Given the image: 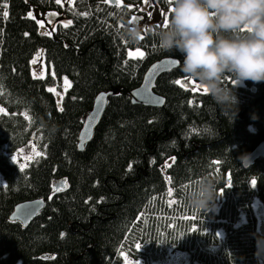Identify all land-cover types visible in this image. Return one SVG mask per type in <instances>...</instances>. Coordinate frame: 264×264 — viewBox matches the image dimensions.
I'll return each instance as SVG.
<instances>
[{"label":"trees","instance_id":"16d2710c","mask_svg":"<svg viewBox=\"0 0 264 264\" xmlns=\"http://www.w3.org/2000/svg\"><path fill=\"white\" fill-rule=\"evenodd\" d=\"M155 1L170 8L171 0ZM141 2L122 0L117 8L104 0L66 6L0 0V107L8 113H0V264H121L120 251L155 264L172 250L186 253L189 264H264V254L254 255L264 231L257 230L251 206L257 197L264 212V156L248 166L237 159L264 138V81L235 85L224 77L238 100L233 117L201 89L193 92L178 64L155 81L161 107L132 103L128 93L150 64L182 60L179 52L157 46L152 30L161 26L146 29L135 45L117 37L118 25ZM31 7L62 13L72 23L41 34L28 15ZM137 47L145 56L128 57L127 50ZM39 48L43 77L30 65ZM64 76L71 87L59 111L48 87H58ZM101 91L113 94L80 151L83 117ZM30 141L43 155L19 169L9 156ZM201 174L216 180L217 210H193L183 199ZM59 182L63 187L54 190ZM37 198L43 207L25 226L10 219L16 204ZM241 214L245 221L236 225Z\"/></svg>","mask_w":264,"mask_h":264},{"label":"clouds","instance_id":"9594fccd","mask_svg":"<svg viewBox=\"0 0 264 264\" xmlns=\"http://www.w3.org/2000/svg\"><path fill=\"white\" fill-rule=\"evenodd\" d=\"M167 25L154 28L157 46L182 54L180 70L207 89L212 101L235 116V85L246 80L264 81V0H171ZM144 27L137 20H123L116 35L135 45ZM241 165L251 161L247 153L237 157ZM216 180L201 174L183 193L186 205L207 212L215 208ZM257 251L264 254V236L257 237Z\"/></svg>","mask_w":264,"mask_h":264},{"label":"rangeland","instance_id":"374dc122","mask_svg":"<svg viewBox=\"0 0 264 264\" xmlns=\"http://www.w3.org/2000/svg\"><path fill=\"white\" fill-rule=\"evenodd\" d=\"M114 3V0H113ZM62 6H66V4L69 3V0H61ZM32 13L31 17L36 19L38 25V32L44 35H51L55 29L57 24L64 25L63 22L69 20L68 18H65L62 13H58L54 10H41L38 8L31 7L30 11ZM167 9H162L158 3L155 0H148L147 3L142 0V2L137 6V8L134 10V12L130 15L128 20H130L133 16L139 17L137 21L144 27V31L141 32L140 37L145 33L146 29L151 28L154 25L162 26L163 20L165 17H167ZM53 13H55L53 15ZM149 13H151V16H149ZM136 49V48H135ZM135 49H128L129 50H135ZM30 65L32 69V74L34 76H45L47 72V67L44 62L43 57V50L41 48L37 49L36 52L32 55L30 59ZM64 76L61 80L60 85L57 86H49V88L55 89V92H53L55 96V100L57 103V100H60V106H61V100L63 98V95L65 91L69 87H65L64 84ZM68 79V78H67ZM69 80V79H68ZM196 83V82H195ZM193 87L199 83L192 84ZM35 147V149L39 152V148L35 142H28L24 146H21L14 152H12L9 156L10 162L16 165L19 169L21 164H24L25 167L28 165V163L36 157V155L32 154V148ZM13 156L16 157L15 160H13ZM25 156H31V159L25 160ZM4 183V179L2 178L0 174V185ZM220 199L218 198L217 202L215 203L214 210L218 209ZM252 209L254 210L255 215L257 217L256 221V228L258 231H264V212L262 210V207L259 203V200L257 197H254L252 200ZM245 221L244 215H240V219L236 222V225L242 223ZM120 253H124L128 259L130 260H138L140 261V264H142L140 259H136L128 255L125 251H120ZM120 262L121 264H124V258L120 255ZM189 259L186 256V253L178 250H172L169 252L167 258L164 261L155 263V264H189ZM199 264V263H194Z\"/></svg>","mask_w":264,"mask_h":264},{"label":"water","instance_id":"95a60500","mask_svg":"<svg viewBox=\"0 0 264 264\" xmlns=\"http://www.w3.org/2000/svg\"><path fill=\"white\" fill-rule=\"evenodd\" d=\"M175 60L176 63H170L169 61ZM156 65V67H153ZM178 66L177 59L172 57H164L154 61L143 74L142 81L138 87L129 91V97L132 103L140 104L144 106L161 107L164 103V99L154 93L153 88L157 78ZM103 93V97L100 100L96 98ZM113 94V91H101L93 99L91 109L84 115L81 128L78 133V150H82L84 145L88 143L92 137L93 130L96 127L102 112L105 108L107 98ZM163 100V103L159 101ZM251 163L257 158L264 156V138L253 148V150L248 154ZM250 163V164H251ZM246 166V164L244 165ZM63 187V182L56 183L54 188ZM43 199L37 198L32 200H27L20 202L14 206V209L10 215L11 220L19 221L23 226H25L30 220H32L42 209ZM31 213V215H25L26 213Z\"/></svg>","mask_w":264,"mask_h":264},{"label":"snow or ice","instance_id":"6c2138e0","mask_svg":"<svg viewBox=\"0 0 264 264\" xmlns=\"http://www.w3.org/2000/svg\"><path fill=\"white\" fill-rule=\"evenodd\" d=\"M72 2V0H69V3H71ZM144 2L145 3H147L148 2V0H144ZM56 3L57 4H60L61 3V0H56ZM104 3H106V4H109V3H113V0H104ZM114 3H115V6L117 7V8H120L121 7V4H122V0H114ZM6 7V6H5ZM128 7L129 8H131L132 7V5L131 4H129L128 5ZM168 11H171V8H169L168 9ZM55 13H53V15H54ZM89 13H79V15H88ZM28 15L31 17V15H32V13L31 12H29L28 13ZM109 15H113V13H109ZM3 16L4 17H7L8 16V12L7 11H4L3 12ZM149 16H151V13H149ZM137 19H139V17H137V16H133L131 19H130V22L132 21V20H137ZM38 23H40L39 21H37ZM167 22H168V19H167V17H165L164 18V20H163V25H167ZM72 23V21L71 20H67V21H64L63 22V24H64V26L65 27H67L69 24H71ZM118 26H121V25H118ZM25 35H27V33L25 34ZM139 39H141V37H139ZM127 56L128 57H130V58H133V59H135V58H137V57H139V58H143L144 56H145V52L144 51H142L139 47H137L134 51L133 50H129L128 52H127ZM170 63H176V61L175 60H173V61H169ZM153 67H156V65H153ZM187 81H188V83H192V84H195V82L194 81H192V79L191 78H189V77H187ZM174 83L175 84H177V85H180L182 88H187L188 87V84L187 83H181V80H179V79H177V80H175L174 81ZM232 83H235L234 81H232ZM64 84H65V87L67 88V87H71V82L67 79V77H65L64 78ZM197 89H201L204 93H207V89L205 88V87H203V86H201L200 84H197V85H195L194 87H192V91L193 92H195V91H197ZM48 91L49 92H55V89H52V88H49L48 89ZM103 93H101V95L100 96H98L96 99L97 100H100L102 97H103ZM160 103H163V100H160L159 101ZM188 103H189V105H191L192 104V100H189L188 101ZM57 109L59 110V111H63V109L62 108H60V100L58 99L57 100ZM0 113H3V114H5V115H7L8 113L5 111V109L4 108H2V107H0ZM21 115H23L24 116V118L26 119V120H29L30 119V117L26 114V113H21ZM32 154L33 155H36V156H40V155H43V153H40V152H38L36 149H35V147H33L32 148ZM32 157L31 156H25L24 157V159L25 160H28V159H31ZM16 159V157L15 156H13V160H15ZM174 159V158H173ZM216 163H218V162H216ZM167 166V165H166ZM25 167V165L24 164H21L20 165V168L21 169H23ZM132 167V165H131V163L129 164V168H131ZM170 177H165V180H166V182H168V181H170ZM251 183H253V184H255L256 183V181H255V179H253L252 181H251ZM227 186V185H226ZM54 190H56V189H54ZM167 193H168V195L169 196H171L172 194H173V190H172V188H168L167 189ZM168 203L169 204H173L174 203V201H168ZM25 215H31V213L29 212V213H26ZM185 219H193V218H190V217H185ZM189 231H195V225H193L190 229H189ZM61 235L63 236V233H61ZM219 235V234H218ZM135 247L137 248V249H139L140 247H141V244L140 243H137L136 245H135ZM120 255L124 258V264H140V261H138V260H130V259H128V257L124 254V253H120Z\"/></svg>","mask_w":264,"mask_h":264}]
</instances>
